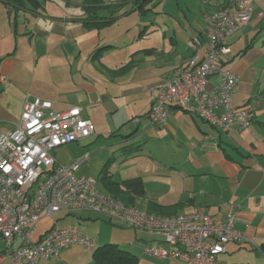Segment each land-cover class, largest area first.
Segmentation results:
<instances>
[{
  "label": "crops",
  "instance_id": "obj_1",
  "mask_svg": "<svg viewBox=\"0 0 264 264\" xmlns=\"http://www.w3.org/2000/svg\"><path fill=\"white\" fill-rule=\"evenodd\" d=\"M84 1L46 0L34 11L0 0V75L8 79L0 80V132L19 122L28 98L48 100L55 111L79 106L95 134L70 145L79 153L66 164L87 155L83 165L91 160L102 166L100 191L117 199L104 186L105 166L115 182L140 178L145 194L136 205L147 211L150 203L176 206L174 213L204 212L216 222L235 212L236 228L246 240L229 243L219 261L264 264V17L259 16L264 0H256L251 22L234 36L222 62L240 78L234 105L255 109L249 129L234 124L229 130L178 107L165 126L146 125L162 82L195 52L188 44L203 35L206 13L228 0H200L199 14L182 10L183 20L169 14L161 18L157 6L163 0H153L143 11L135 0H101L98 15L117 19L92 27ZM198 57L205 58L204 49ZM219 81L211 76L207 88ZM100 139L105 142L95 146ZM66 216H55L58 225ZM146 233L152 238L137 239V245H164L159 235Z\"/></svg>",
  "mask_w": 264,
  "mask_h": 264
},
{
  "label": "built area",
  "instance_id": "obj_2",
  "mask_svg": "<svg viewBox=\"0 0 264 264\" xmlns=\"http://www.w3.org/2000/svg\"><path fill=\"white\" fill-rule=\"evenodd\" d=\"M256 0H228L221 8L206 13L207 27L202 36L190 39L194 49L173 77L162 82L159 93L146 114V125L165 126L173 107L199 117L214 127L229 130L237 124L249 129L255 119L253 106L236 107L233 94L240 78L224 69V56L231 42L253 17ZM264 17V12L259 13ZM204 49L205 58L198 51ZM220 81L208 89L209 78ZM2 82L8 79L0 75ZM140 119L137 118V121ZM95 134V126L72 106L55 111L48 100L28 98L19 122L0 132V264H38L57 257L63 247L80 244L96 246V240L75 226H59L55 216L93 211L116 226L159 235L162 246L144 245L143 250L158 260L189 264H226L219 256L231 242L246 240L236 228L237 214L230 212L216 222L204 212L162 215L108 196L96 183L79 173L87 155L69 164L60 163L52 152L61 146ZM45 217L54 224L37 240L32 234Z\"/></svg>",
  "mask_w": 264,
  "mask_h": 264
},
{
  "label": "rangeland",
  "instance_id": "obj_3",
  "mask_svg": "<svg viewBox=\"0 0 264 264\" xmlns=\"http://www.w3.org/2000/svg\"><path fill=\"white\" fill-rule=\"evenodd\" d=\"M200 0H163L157 6V10L162 11L164 15H174L178 19L184 18L183 11L186 14H199L198 4ZM258 3V2H257ZM189 6V7H188ZM189 8V10L187 9ZM191 7V8H190ZM187 9V10H186ZM206 9V8H205ZM183 10V11H182ZM205 11V10H204ZM202 22V17H201ZM96 142L95 146H98L100 142ZM105 142V141H104ZM69 145L56 149L52 154L62 163L66 164L67 160L70 161L73 157L79 153V149ZM90 149L93 146H89ZM86 149V148H84ZM102 166L95 161H88L79 170L80 174L88 176L96 183V188L102 190V185L99 182V171ZM141 207V205L138 204ZM53 224V220L50 217L43 218L35 227L32 237L37 240L40 234L44 233ZM59 225H73L82 233L93 237L96 240V246L93 248H86L80 244H74L71 246L63 247L60 249L57 257H51L48 259H42L38 264H94L93 253L99 246L106 243L119 244L123 249H126L139 257L140 264H158V261L145 253L143 250L144 245H137V239L144 238L149 241L152 236L149 234H143L140 231H135L132 228H125L111 224L108 218L100 213L93 211H82L72 215L66 216L65 219L59 221ZM143 234V235H142ZM155 238L159 236L153 235ZM6 246V242H0V250Z\"/></svg>",
  "mask_w": 264,
  "mask_h": 264
},
{
  "label": "trees",
  "instance_id": "obj_4",
  "mask_svg": "<svg viewBox=\"0 0 264 264\" xmlns=\"http://www.w3.org/2000/svg\"><path fill=\"white\" fill-rule=\"evenodd\" d=\"M2 2L15 7L17 10L31 9L40 10L43 9L44 2L46 0H1ZM153 0H135V4L139 10H145L146 6ZM102 3L101 0H85V10L89 14L88 27L107 24L113 22L117 18H105L98 15V10L102 9L99 6ZM109 9V7L104 6ZM116 13V10H115ZM264 129V123L262 124ZM103 183L105 188L112 192L116 197H120L122 201L129 204L136 205V199L144 196L145 188L143 181L140 178L127 180L123 183H118L111 180L109 176V169L107 166L103 168ZM173 207H165L157 203H150L149 212L162 215H175V211L171 210ZM170 209V210H169ZM94 264H140L139 257L134 253L123 249L119 244L106 243L96 248L93 253Z\"/></svg>",
  "mask_w": 264,
  "mask_h": 264
}]
</instances>
